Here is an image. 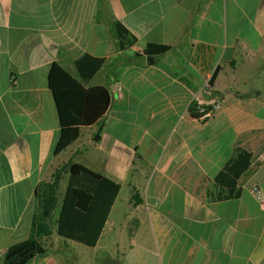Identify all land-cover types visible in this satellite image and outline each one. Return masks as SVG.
<instances>
[{
	"label": "crops",
	"instance_id": "crops-1",
	"mask_svg": "<svg viewBox=\"0 0 264 264\" xmlns=\"http://www.w3.org/2000/svg\"><path fill=\"white\" fill-rule=\"evenodd\" d=\"M147 45L169 51L148 62ZM86 55L103 61L86 87L110 94L88 128L48 80L53 64L77 78ZM239 151L248 169L219 185ZM71 164L120 186L100 237L53 227L27 264H264V0H0V264L31 234L39 185Z\"/></svg>",
	"mask_w": 264,
	"mask_h": 264
},
{
	"label": "trees",
	"instance_id": "trees-1",
	"mask_svg": "<svg viewBox=\"0 0 264 264\" xmlns=\"http://www.w3.org/2000/svg\"><path fill=\"white\" fill-rule=\"evenodd\" d=\"M168 51L169 47L166 46L147 45L143 54L160 56ZM102 64L101 59L86 55L75 62L77 78L57 64H53L48 73L50 84L82 100L80 125L84 128L100 122L110 105V94L105 87H86ZM249 160V154L239 151L216 176V182L224 187L235 186L248 169ZM64 170L68 175L64 193L60 197L58 191ZM119 190V184L82 165L71 164L65 169H57L50 181L42 182L35 192L38 211L32 222L30 236L10 246L2 255V264H27L34 257L44 255L47 250L40 241L42 237L52 234L53 227L58 238L88 248L94 247ZM59 197L61 199L58 206ZM55 213V221H52Z\"/></svg>",
	"mask_w": 264,
	"mask_h": 264
},
{
	"label": "built area",
	"instance_id": "built-area-1",
	"mask_svg": "<svg viewBox=\"0 0 264 264\" xmlns=\"http://www.w3.org/2000/svg\"><path fill=\"white\" fill-rule=\"evenodd\" d=\"M15 81H16L15 76H10V82L14 84ZM219 107H220V103H216L211 106H196L194 108V114H193L194 119L199 122H205L210 118H212V116L218 110ZM252 193L260 203H263V194L260 189L254 188Z\"/></svg>",
	"mask_w": 264,
	"mask_h": 264
},
{
	"label": "water",
	"instance_id": "water-1",
	"mask_svg": "<svg viewBox=\"0 0 264 264\" xmlns=\"http://www.w3.org/2000/svg\"><path fill=\"white\" fill-rule=\"evenodd\" d=\"M152 59H153V57H151V56H148L147 57V61L148 62L152 61ZM152 62H154V61H152ZM101 129H102V125L99 127L98 132H97V134L94 137V140L95 141H98L99 140Z\"/></svg>",
	"mask_w": 264,
	"mask_h": 264
},
{
	"label": "rangeland",
	"instance_id": "rangeland-1",
	"mask_svg": "<svg viewBox=\"0 0 264 264\" xmlns=\"http://www.w3.org/2000/svg\"><path fill=\"white\" fill-rule=\"evenodd\" d=\"M64 185V182L63 183H61V190H63V186ZM59 200H60V198H58ZM59 202H58V206H59ZM58 209V208H57ZM57 211V210H56ZM55 217H56V213H55V215H54V219H55ZM52 221H53V218H52ZM40 244H41V242H40ZM42 245V244H41Z\"/></svg>",
	"mask_w": 264,
	"mask_h": 264
}]
</instances>
